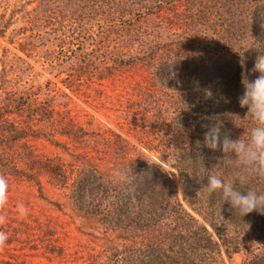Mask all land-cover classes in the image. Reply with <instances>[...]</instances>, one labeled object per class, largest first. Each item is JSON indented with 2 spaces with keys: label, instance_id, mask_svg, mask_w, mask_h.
I'll use <instances>...</instances> for the list:
<instances>
[{
  "label": "trees",
  "instance_id": "1",
  "mask_svg": "<svg viewBox=\"0 0 264 264\" xmlns=\"http://www.w3.org/2000/svg\"><path fill=\"white\" fill-rule=\"evenodd\" d=\"M47 7L61 26L77 23L76 38L87 37L86 23L99 27V39L89 34L94 47L85 49L78 40L70 49L69 86L135 66L148 70L146 91L122 114L138 141L156 154L128 156L136 148L130 140L74 120L56 91L41 96V88L8 89L0 101V174L9 192L31 182L44 196L45 182L81 214L94 217L103 235L113 232L101 248L82 252L85 264H226L221 245L229 256L242 252L240 264H264V215L243 217L219 191L208 192L210 172L229 179L231 161L221 148L203 143L205 125L219 128L221 139H247L253 127L238 97L242 80L259 75L252 69L264 54V0H51ZM59 136L82 148L72 160L38 154L31 143L44 137L59 144ZM169 165L194 212L179 199ZM236 186L264 194V180ZM0 230L9 234L7 243L65 256L49 218L11 216ZM22 232L26 236L19 238Z\"/></svg>",
  "mask_w": 264,
  "mask_h": 264
},
{
  "label": "rangeland",
  "instance_id": "2",
  "mask_svg": "<svg viewBox=\"0 0 264 264\" xmlns=\"http://www.w3.org/2000/svg\"><path fill=\"white\" fill-rule=\"evenodd\" d=\"M49 1L51 0H0V101L4 91L8 89L41 88V96L56 91V100L67 102L66 108L70 109L74 120L84 125L90 121L89 127L113 129L130 140L136 148L128 156H134L136 151L154 156L156 152L148 151L138 141L122 114L128 108L133 110V100L146 91L148 70L135 66L113 77L92 81L80 79L78 83L69 86L66 78L72 70L67 62L70 49L76 48L78 40H83L85 49L94 47V39L89 34L99 39V27L94 21H89L90 23L84 24L89 27L85 32L87 37L76 38L79 28L72 31V27L77 23H71V26V21L66 20L61 26L52 17L53 14L48 12ZM61 93L66 95L62 96ZM58 139L60 143L54 144L44 137H34L31 143L38 154H61L66 160H72V153L82 149L75 148L65 136H59ZM168 167L172 168L170 165ZM101 169L106 171L108 167L101 164ZM172 169L175 172V188L179 199L187 209L194 212L183 200L179 174ZM39 179L44 182L46 178L41 175ZM8 197L3 210L6 222L11 216L24 218L17 210V205L23 203L29 214H34L41 220L49 218L53 222V226H56L54 236L64 246L65 256L44 254L41 247L31 248L26 243L22 248L20 241H12L6 243L5 249L0 252V264L3 260L16 261V264H85L87 261L83 260L82 252L101 248L105 242L104 236L111 238L114 235L113 232L103 235L94 217L81 214L60 191L50 188L45 182L44 196L38 195L35 184L24 182L8 192ZM210 230L217 238L213 230ZM36 234L41 232L36 231ZM25 236L24 232L19 234V238ZM76 249L79 253H75ZM221 250L226 264H240L244 258L242 252H234L229 256L222 245ZM79 255H82L81 258L75 257Z\"/></svg>",
  "mask_w": 264,
  "mask_h": 264
},
{
  "label": "clouds",
  "instance_id": "3",
  "mask_svg": "<svg viewBox=\"0 0 264 264\" xmlns=\"http://www.w3.org/2000/svg\"><path fill=\"white\" fill-rule=\"evenodd\" d=\"M252 72L259 75L252 81L246 77L242 80L244 91L238 97L240 106L248 109L247 115L251 114L253 121L247 139L242 136L233 139L230 134H224L221 139L219 128L205 125L208 130L204 132L203 141L205 146L213 150L221 148L231 161L229 179L215 171L210 172L206 184L208 192L219 191L235 213L243 217L254 211L264 215V194H258L252 189L241 191L236 186H245L250 178L264 180V54L257 56ZM8 192L9 182L0 174V225L7 219L3 210L8 203ZM17 210L21 217L29 214L23 203L17 205ZM8 240V234L0 230V252L5 249Z\"/></svg>",
  "mask_w": 264,
  "mask_h": 264
}]
</instances>
